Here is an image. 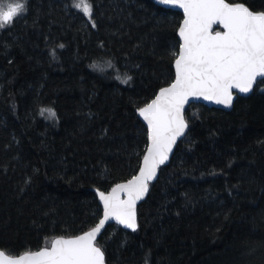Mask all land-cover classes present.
Instances as JSON below:
<instances>
[{"label": "trees", "instance_id": "1", "mask_svg": "<svg viewBox=\"0 0 264 264\" xmlns=\"http://www.w3.org/2000/svg\"><path fill=\"white\" fill-rule=\"evenodd\" d=\"M90 2L97 28L73 0H30L0 30V250L10 255L98 223L97 190L130 178L146 147L138 107L174 79L181 12ZM125 73L128 84L115 79ZM185 116L137 232L110 224L98 239L106 264H264V84L230 112L194 104Z\"/></svg>", "mask_w": 264, "mask_h": 264}, {"label": "snow or ice", "instance_id": "2", "mask_svg": "<svg viewBox=\"0 0 264 264\" xmlns=\"http://www.w3.org/2000/svg\"><path fill=\"white\" fill-rule=\"evenodd\" d=\"M30 0H0V30L13 25L14 18L28 11ZM162 5L183 10L178 28V51L174 58V79L160 87L155 98L138 107L146 123V147L138 170L110 191L97 190L102 218L90 230L65 238L59 236L50 246L19 255L0 250V264H106L105 252L97 237L109 221L137 232L138 202L144 200L157 179L161 166L169 160L177 142L189 131L185 106L191 100H204L231 108L236 93L249 94L264 84V10H254L242 0H158ZM72 7L83 13L92 28L94 7L90 0H73ZM219 25L222 31H214ZM59 48L63 49L61 43ZM54 55V53H53ZM112 67L111 61L107 62ZM94 70L98 65H90ZM259 78V80H258ZM128 84L132 76L115 77ZM55 118L51 108H42Z\"/></svg>", "mask_w": 264, "mask_h": 264}, {"label": "water", "instance_id": "3", "mask_svg": "<svg viewBox=\"0 0 264 264\" xmlns=\"http://www.w3.org/2000/svg\"><path fill=\"white\" fill-rule=\"evenodd\" d=\"M155 1H156V3H157L159 6H161V7H163V8L171 9V10H174V11H179V12H181V13L183 14V10H182V9H178V8H175V7H172V6L162 5V4H160V3L158 2V0H155ZM216 27H220V28L222 29L221 26H219V25H214V26H213V30H214ZM222 30H223V29H222ZM178 39H179V35H178ZM174 71H175V68H174ZM258 80H259V78H258ZM254 88H255V86H254ZM250 94H252V93H249V94H243V93H236V92L234 91V97H235V98H234V101H233V106H232L231 108H225L223 105H216V104H214V103H211V102H208V101H204V100H191V101L189 102V104L185 106V109L187 110L190 106H192V105H194V104H202V105H205V106H208V107H211V108H215V109H218V110H222V111L230 112V111L233 110L234 105H235V103H236L238 97L249 96ZM186 110H185V111H186ZM138 116H139V114H138ZM139 119H140V121L143 123V125H144L145 127H147L146 123L143 121V118H142V117H139ZM187 134H188V132L186 133V136H187ZM186 136H185V137H186ZM185 137H182V138L177 142V146H178V144H179V143H180ZM177 146L173 149V154L170 155L169 160L166 162L165 165H162L161 168H163V167H167V166L170 164V162H171V160H172V158H173V156H174V154H175V151H176ZM158 176H159V172H158V175H157V179H158ZM157 179H156L155 181H153L152 184L155 183V182L157 181ZM148 194H149V192L146 194L144 200L138 202L137 209H138V206H139L140 204H142V203L146 200ZM110 224H115V225H117L115 221H109V222L105 225V227L101 230V233H100V234L98 235V237H97V241H98V239L100 238L101 234L104 232L106 226H108V225H110ZM117 226L123 228V226H121V225H117ZM123 229H124V228H123ZM125 230H127V231H131V230H129V229H125ZM65 238H67V237H65ZM6 254L10 255L9 253H6Z\"/></svg>", "mask_w": 264, "mask_h": 264}, {"label": "flooded vegetation", "instance_id": "4", "mask_svg": "<svg viewBox=\"0 0 264 264\" xmlns=\"http://www.w3.org/2000/svg\"><path fill=\"white\" fill-rule=\"evenodd\" d=\"M214 31H215V29H214ZM211 108V107H210Z\"/></svg>", "mask_w": 264, "mask_h": 264}, {"label": "rangeland", "instance_id": "5", "mask_svg": "<svg viewBox=\"0 0 264 264\" xmlns=\"http://www.w3.org/2000/svg\"><path fill=\"white\" fill-rule=\"evenodd\" d=\"M14 19H16V18H14Z\"/></svg>", "mask_w": 264, "mask_h": 264}]
</instances>
